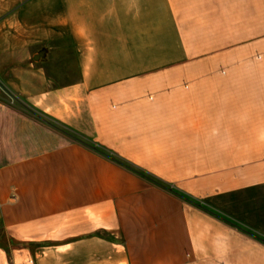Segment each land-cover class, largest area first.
Returning <instances> with one entry per match:
<instances>
[{
	"label": "crops",
	"instance_id": "1",
	"mask_svg": "<svg viewBox=\"0 0 264 264\" xmlns=\"http://www.w3.org/2000/svg\"><path fill=\"white\" fill-rule=\"evenodd\" d=\"M0 264H264V0H0Z\"/></svg>",
	"mask_w": 264,
	"mask_h": 264
},
{
	"label": "trees",
	"instance_id": "2",
	"mask_svg": "<svg viewBox=\"0 0 264 264\" xmlns=\"http://www.w3.org/2000/svg\"><path fill=\"white\" fill-rule=\"evenodd\" d=\"M76 140H77L78 142H80L81 144L87 146L88 148H90V149H92V150L98 152L99 154L105 156L106 158H108V159H110V160H112V161H114V162L120 164L121 166L127 168L128 170H130V171H132V172H134V173H136V174H138V175L144 177L145 179L151 181L152 183H154V184H156V185H159V186H161V187H164V188H166V189H170V186L167 185L166 183H164L163 181H161V180H159V179H157V178L151 176L149 173H147V172H145V171L139 169L138 167H136V166L130 164L129 162H127V161H125V160H123V159H121V158H119V157H117V156L111 154V153L108 152L107 150H105V149H103V148H101V147H99V146H96L95 144L90 143L89 141H86V140H84V139H82V138H79V137H76ZM171 190H172V189H171ZM177 194H179V195L182 196V197L187 198L186 196H183V195H181L180 193H177Z\"/></svg>",
	"mask_w": 264,
	"mask_h": 264
},
{
	"label": "rangeland",
	"instance_id": "3",
	"mask_svg": "<svg viewBox=\"0 0 264 264\" xmlns=\"http://www.w3.org/2000/svg\"><path fill=\"white\" fill-rule=\"evenodd\" d=\"M70 62H71L70 69L72 72H74V63H73V61H70ZM74 76H75V74H73L70 77H67V76L66 77H57V79H58V81H67L69 79H74Z\"/></svg>",
	"mask_w": 264,
	"mask_h": 264
},
{
	"label": "water",
	"instance_id": "4",
	"mask_svg": "<svg viewBox=\"0 0 264 264\" xmlns=\"http://www.w3.org/2000/svg\"><path fill=\"white\" fill-rule=\"evenodd\" d=\"M43 52H41L37 57H36V59H39L40 57H42L43 56Z\"/></svg>",
	"mask_w": 264,
	"mask_h": 264
}]
</instances>
